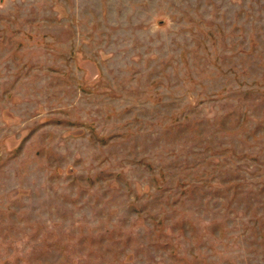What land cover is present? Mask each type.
Wrapping results in <instances>:
<instances>
[{
  "label": "rangeland",
  "instance_id": "374dc122",
  "mask_svg": "<svg viewBox=\"0 0 264 264\" xmlns=\"http://www.w3.org/2000/svg\"><path fill=\"white\" fill-rule=\"evenodd\" d=\"M0 264H264V0H0Z\"/></svg>",
  "mask_w": 264,
  "mask_h": 264
}]
</instances>
